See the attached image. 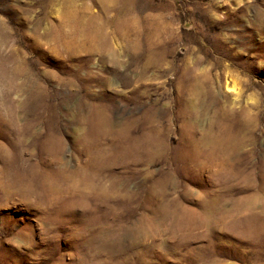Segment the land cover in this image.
Here are the masks:
<instances>
[{
	"label": "rangeland",
	"instance_id": "rangeland-1",
	"mask_svg": "<svg viewBox=\"0 0 264 264\" xmlns=\"http://www.w3.org/2000/svg\"><path fill=\"white\" fill-rule=\"evenodd\" d=\"M0 264H264V0H0Z\"/></svg>",
	"mask_w": 264,
	"mask_h": 264
},
{
	"label": "bare ground",
	"instance_id": "bare-ground-1",
	"mask_svg": "<svg viewBox=\"0 0 264 264\" xmlns=\"http://www.w3.org/2000/svg\"><path fill=\"white\" fill-rule=\"evenodd\" d=\"M187 72H188V70H187ZM229 74H230L229 72L225 71L223 74H219L216 77H212L211 76L212 74L210 75L208 72H204V73L201 74V77H198V76H196L195 78L192 77L194 83H193V85H191V88L189 89V96L196 97V98L197 97H201L202 93H204L208 89L207 95L208 96L211 95L213 97V95H215L216 92H219V90L221 88H223V87H226V88L230 89L234 93L235 91H237L236 90L237 88L235 86H231L230 87L229 85H227V80H228ZM188 76H189V74H188ZM241 93H242V91H241ZM234 95H235V93H234ZM238 97H239V95H238ZM212 103L215 104L214 97L212 98L210 104L212 105ZM249 109L250 108H247L246 106L244 108V107H241L240 105H237L236 99H234V103H232V104L226 105L224 103L221 106L220 110L218 111L219 112V116L221 117V120L222 121H220L219 123H217L219 129L221 130L220 133L223 130V132H224L223 134L224 135L222 134L223 135V138L222 137H220V138H216L215 137L213 139V141L209 137V135H210L209 133H211L210 131H204L203 137L200 138V139H198L196 137L195 132H194L193 125L192 124H189V123L186 124L188 126L187 131H189L188 134H187V136L190 139V145H191L194 153L195 154L199 153V154H202V155L206 154L205 156L207 157V159H211V160L214 161V159H218V158H220V159H222V158L226 159V156H228V155L230 156L234 152L238 151V150H236V148L238 147V143L235 140L236 138H234L233 137L234 135L232 136L231 132H229L231 130L227 131L228 130L227 125H228V123H231L230 121L235 118V114L238 113L237 110H239V113H241L245 117V116L249 115L248 114L250 112ZM190 112H191V115L193 117H196V118L198 117V114L196 113V109L193 108V105L191 107V111ZM245 119H247V118L245 117ZM188 121H190V120H188ZM212 127H213V125H212ZM206 130H207V128H206ZM222 135H220V136H222ZM213 136H214V133H213ZM199 141L202 142V143H204V144H206V146H207V144H210V145L207 148L204 147L203 150H200L198 148V144H200Z\"/></svg>",
	"mask_w": 264,
	"mask_h": 264
}]
</instances>
